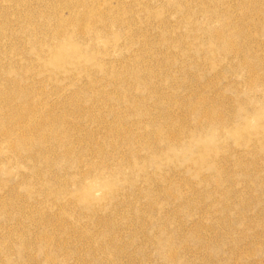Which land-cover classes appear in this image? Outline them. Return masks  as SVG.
<instances>
[{
    "label": "rangeland",
    "instance_id": "374dc122",
    "mask_svg": "<svg viewBox=\"0 0 264 264\" xmlns=\"http://www.w3.org/2000/svg\"><path fill=\"white\" fill-rule=\"evenodd\" d=\"M184 5L264 48V0H0V264H264V169L234 182L219 153L217 187L186 167L202 142L161 154L190 102L242 84L196 55Z\"/></svg>",
    "mask_w": 264,
    "mask_h": 264
},
{
    "label": "bare ground",
    "instance_id": "6f19581e",
    "mask_svg": "<svg viewBox=\"0 0 264 264\" xmlns=\"http://www.w3.org/2000/svg\"><path fill=\"white\" fill-rule=\"evenodd\" d=\"M259 6L262 7L263 4L260 3ZM183 8L185 9L183 14L185 23L191 22V24H189V32L186 36L192 37V39L195 40L194 44L199 51L196 55H198V57L204 55L206 58L205 64H208L210 69L216 72L221 68L230 74L241 75L242 73V84L232 87L237 94L233 103L230 102V98L223 97L225 95L212 98L205 97L196 102H190V111L197 119V127L192 133L190 141L188 142L184 139L183 135H186V133L169 132L170 138L168 140L178 147H176L174 151L171 148H166L161 154H167L168 156L166 157L173 159V156L178 153V148H183L185 144L192 145L196 142H202L201 147V143L192 146L195 148L192 152L190 151L192 157L188 160L189 162H187V165L185 164L186 167L191 166L192 173L201 180V182L205 184L211 182L217 187L221 186L220 184L223 182L224 176V166L220 165L219 161L217 162L215 159L217 154H222L223 152H226V157L223 158V162L228 164L227 167L229 169V164L234 168L230 180L235 182L236 180L234 179H236L237 174L240 173L247 179L257 177L260 175L261 170L264 169V158L262 157L259 163L260 159L257 161L256 157L264 153V107H261L264 106V48L256 47L254 51L249 45L247 38H245L240 45L238 42V38L242 37L241 34H239L240 29H233L225 20L219 19V12L215 10L211 12L210 16L209 13L205 14V26L199 28V26L196 27L195 24V18H197L195 9L187 5H184ZM203 9L205 10V7L201 9L202 12H205ZM216 21L221 24L220 29L214 27V22ZM262 23L264 24V22ZM57 33L59 38H67L64 30H57ZM206 34L215 35L217 40L223 41L219 42L224 45L221 51H219L220 46L217 47L218 51H214L215 48L210 45L212 38L210 36H205ZM69 35H71V32H69ZM260 36L264 37V31ZM180 43L183 45L186 44L184 38ZM172 45L176 46L175 44ZM231 58L237 59L235 61L238 62H232L233 60ZM199 61L196 60V66L199 65ZM260 70L262 73L259 72ZM203 77L204 76H202V78ZM135 79H139L137 75ZM147 80L148 79H145V81ZM180 121H182V119H180ZM58 124L59 121H54L50 126V130L53 131V128ZM217 137L224 140L219 144L213 143L214 138ZM204 142H206V144ZM235 147L241 148L242 151H236L234 154L237 156L232 161L228 156L234 152L233 149ZM148 160L143 162L142 166L146 167L153 164L162 165L161 163H164V161L161 162L157 156L150 157ZM166 160L168 159L166 158ZM205 175H212L214 177H206ZM208 180H210V182ZM256 186L261 188V183H257ZM153 202L155 201L152 200L151 203ZM174 260L173 258L171 259L172 264Z\"/></svg>",
    "mask_w": 264,
    "mask_h": 264
}]
</instances>
